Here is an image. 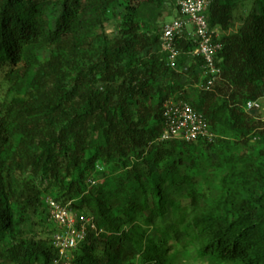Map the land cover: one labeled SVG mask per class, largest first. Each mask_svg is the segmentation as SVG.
<instances>
[{"label": "trees", "instance_id": "1", "mask_svg": "<svg viewBox=\"0 0 264 264\" xmlns=\"http://www.w3.org/2000/svg\"><path fill=\"white\" fill-rule=\"evenodd\" d=\"M176 1L0 0V264L58 257L46 195L88 220L68 264H264V0H210L208 88ZM170 98L216 137L160 140Z\"/></svg>", "mask_w": 264, "mask_h": 264}, {"label": "built area", "instance_id": "2", "mask_svg": "<svg viewBox=\"0 0 264 264\" xmlns=\"http://www.w3.org/2000/svg\"><path fill=\"white\" fill-rule=\"evenodd\" d=\"M210 0H177L179 16L167 22L161 35L162 48L167 51L170 62L178 51L174 46V38L179 33L191 36L196 44L194 55L200 56L202 76L206 79V87H210L219 77L220 67L217 65V53L221 44L214 40L213 32L209 29L205 11ZM216 36V35H215ZM258 106L255 101H247L246 111ZM164 127L160 140L195 141L199 138L212 141L216 135L210 131L205 118L183 99H167L163 104ZM95 184V181H91ZM49 219L58 225V231L52 235V243L58 252V257L52 264H68L69 252L74 249L86 236L87 219L71 214L67 205H61L51 197H45Z\"/></svg>", "mask_w": 264, "mask_h": 264}, {"label": "rangeland", "instance_id": "3", "mask_svg": "<svg viewBox=\"0 0 264 264\" xmlns=\"http://www.w3.org/2000/svg\"><path fill=\"white\" fill-rule=\"evenodd\" d=\"M177 17H178L177 14L174 13L172 16H169V17L166 18V22H170V21H172V19L177 18ZM232 29H234V27H232ZM106 31L108 33H111L112 25H108L106 27ZM4 93H5V86H2V87H0V98H2L4 96ZM177 96L178 95H176V97ZM170 99H173V98H170ZM259 108H260L259 116L260 117H264V105H261V107H259ZM48 196H50V195H46V197H48ZM183 203L185 204V201H183ZM71 214L76 215V212L72 211ZM33 226H34L33 227L34 229L39 230V224H36V225H33ZM53 228H54V226H53ZM48 231L51 232V229H48ZM183 263L184 264H215L212 260L207 259L205 257H201V258L195 257V256H193V254L191 252H185L183 254Z\"/></svg>", "mask_w": 264, "mask_h": 264}, {"label": "water", "instance_id": "4", "mask_svg": "<svg viewBox=\"0 0 264 264\" xmlns=\"http://www.w3.org/2000/svg\"><path fill=\"white\" fill-rule=\"evenodd\" d=\"M251 113H254V110H251Z\"/></svg>", "mask_w": 264, "mask_h": 264}]
</instances>
